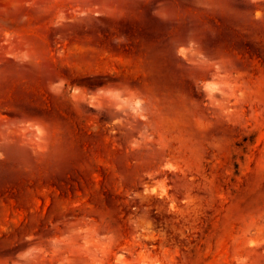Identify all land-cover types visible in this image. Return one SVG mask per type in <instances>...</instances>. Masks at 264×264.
<instances>
[{
  "label": "rangeland",
  "instance_id": "374dc122",
  "mask_svg": "<svg viewBox=\"0 0 264 264\" xmlns=\"http://www.w3.org/2000/svg\"><path fill=\"white\" fill-rule=\"evenodd\" d=\"M0 264H264V0H0Z\"/></svg>",
  "mask_w": 264,
  "mask_h": 264
}]
</instances>
